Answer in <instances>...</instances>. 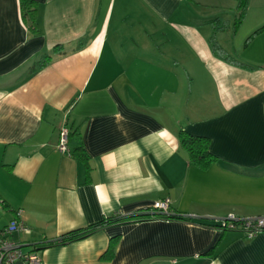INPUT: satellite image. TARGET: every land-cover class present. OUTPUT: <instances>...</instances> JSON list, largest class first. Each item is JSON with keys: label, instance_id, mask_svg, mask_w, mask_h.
Returning <instances> with one entry per match:
<instances>
[{"label": "crops", "instance_id": "crops-1", "mask_svg": "<svg viewBox=\"0 0 264 264\" xmlns=\"http://www.w3.org/2000/svg\"><path fill=\"white\" fill-rule=\"evenodd\" d=\"M33 1L35 29L20 0H0V228L21 209L31 233L14 238L42 264H264V230L215 226L264 216V32L243 45L264 24V0L229 36L244 29L241 44L216 32L232 60L184 0ZM62 126L86 159L56 149ZM180 130L208 137L214 162H190ZM162 199L187 218L52 243Z\"/></svg>", "mask_w": 264, "mask_h": 264}, {"label": "trees", "instance_id": "trees-1", "mask_svg": "<svg viewBox=\"0 0 264 264\" xmlns=\"http://www.w3.org/2000/svg\"><path fill=\"white\" fill-rule=\"evenodd\" d=\"M236 2V14H235V21L230 27L229 23L223 22L221 26H214L213 25V33L211 34L209 38V43L212 51L222 57L224 60H232V57L229 56L225 50L217 43L215 34L216 32L223 31V30H228L229 28H232V30L235 32L238 27L240 26L241 22L243 21L248 5L250 0H234ZM20 5L22 7V10L24 11V14L28 13L31 21H32V28H36V16H35V11H36V2L33 0H20ZM219 21V20H218ZM217 30V31H216ZM216 31V32H215ZM264 32V24L256 28L254 31H252L244 40V46L247 45L255 36H257L259 33ZM51 59L50 54H45L42 57V60L38 63L37 67L33 68V71L35 72L39 68H42ZM179 142L180 144L186 148L188 151L189 155V160L196 166H199L201 168H206L210 164H212L215 160V156L209 151V138L205 136H197V135H192L189 134L185 131L180 130L179 132ZM70 155L74 156H81L84 159L85 155L84 153H78L76 151L71 152ZM181 218H187L185 214H176V213H149L148 211H141L138 213H134L132 215H127V216H122V215H116V216H110V217H104L102 220L93 223L87 227L84 228H78L74 229L71 231L66 232L63 234L61 237L53 241L52 243H57V244H67L70 243L74 240H78L81 238H84L91 233H93L95 230L102 228L106 224H111V223H120V222H129L133 220H143V219H181ZM216 225V223H215ZM108 256L110 257L113 254V242L109 245L108 251H107Z\"/></svg>", "mask_w": 264, "mask_h": 264}, {"label": "built area", "instance_id": "built-area-1", "mask_svg": "<svg viewBox=\"0 0 264 264\" xmlns=\"http://www.w3.org/2000/svg\"><path fill=\"white\" fill-rule=\"evenodd\" d=\"M69 129L62 126L58 132L56 149L63 154L70 155L68 148ZM169 199L153 202L149 213H169ZM188 216V215H185ZM216 227L220 230H240L247 237H253L264 230V216L241 218L233 214L216 219ZM31 229L22 218V210L15 211L14 216L0 228V264H42L38 251H23L25 241L15 239V235L29 234Z\"/></svg>", "mask_w": 264, "mask_h": 264}, {"label": "rangeland", "instance_id": "rangeland-1", "mask_svg": "<svg viewBox=\"0 0 264 264\" xmlns=\"http://www.w3.org/2000/svg\"><path fill=\"white\" fill-rule=\"evenodd\" d=\"M235 8L236 2L234 0H184L181 11L185 12V14L190 15L191 20L194 21V23H196L201 29L205 26L212 27L213 33V25L218 27L221 26L223 22H227L229 23L230 27H232L235 21ZM224 31L225 30H223L222 32ZM231 31L229 32L230 34H223L227 36L229 44H241L240 41L242 40V38L240 39V37L244 33V29L239 32V35L234 41H232L234 39V36H231V39L229 38V36L233 35L234 32L232 28ZM217 32H219V30ZM216 41L221 46H228V43H226L222 39H216Z\"/></svg>", "mask_w": 264, "mask_h": 264}]
</instances>
